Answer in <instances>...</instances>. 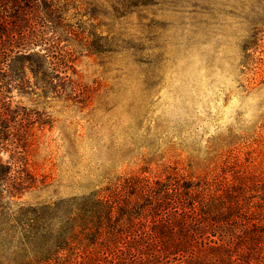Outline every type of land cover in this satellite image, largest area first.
<instances>
[{
    "label": "rangeland",
    "instance_id": "rangeland-1",
    "mask_svg": "<svg viewBox=\"0 0 264 264\" xmlns=\"http://www.w3.org/2000/svg\"><path fill=\"white\" fill-rule=\"evenodd\" d=\"M52 3L7 38L46 58L0 55V159L34 181L19 201L172 167L264 181V0Z\"/></svg>",
    "mask_w": 264,
    "mask_h": 264
},
{
    "label": "trees",
    "instance_id": "trees-1",
    "mask_svg": "<svg viewBox=\"0 0 264 264\" xmlns=\"http://www.w3.org/2000/svg\"><path fill=\"white\" fill-rule=\"evenodd\" d=\"M41 7L57 9L0 0V55L46 58L35 51L46 50L42 41L7 45L36 26ZM229 172L219 164L196 177L176 167L157 178L107 174L84 194L27 204L19 199L33 187L30 173L0 159V264H264V181Z\"/></svg>",
    "mask_w": 264,
    "mask_h": 264
}]
</instances>
